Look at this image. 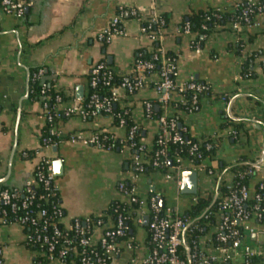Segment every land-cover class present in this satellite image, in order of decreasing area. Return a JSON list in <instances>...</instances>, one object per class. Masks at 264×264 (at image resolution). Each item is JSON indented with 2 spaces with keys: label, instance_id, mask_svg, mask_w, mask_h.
I'll return each instance as SVG.
<instances>
[{
  "label": "crops",
  "instance_id": "crops-1",
  "mask_svg": "<svg viewBox=\"0 0 264 264\" xmlns=\"http://www.w3.org/2000/svg\"><path fill=\"white\" fill-rule=\"evenodd\" d=\"M212 10L234 13L237 9L234 0H28L25 16L19 19L3 12L0 5V185L22 187L42 156H49L67 225L77 217L105 214L112 201H123L118 191L120 181L135 188L145 200L152 194L159 195L162 206L183 212L193 205L196 194L213 193L214 199V182L205 171L192 167L183 171L178 187L160 172L137 173L132 159L135 152L121 145L105 150L63 140L41 147L42 107L29 97L33 71L43 68L54 90L65 95V102L70 104L90 95L89 72L93 66L104 62L115 75H127L139 50L155 54L161 49L176 55L177 83L193 78L210 85L213 96L203 99L196 111L181 112V118L190 137L220 138L214 154L218 158L216 167L231 169L243 156L264 165V17L256 16L259 27L239 31L232 28V20L216 26L204 38L201 52L196 53L190 43L194 35L181 33L179 26L190 14ZM117 16H121L125 35H114L108 42L99 40L98 33ZM164 16L168 20L162 38L152 41L142 32L143 22ZM247 60L254 76L241 73ZM220 94H227V99L221 100ZM157 97L150 86L122 98L132 119L142 128L141 141L148 145L154 142L159 125L156 118L145 116L144 103L155 104L158 111ZM62 117L56 122L62 139L79 130L106 129L118 140H125L126 129L115 126L102 113L88 119ZM224 123L240 125L238 139L225 137ZM28 151L34 153L33 157L23 156ZM186 171L197 173L194 194L182 190V174ZM144 211L149 222L148 209ZM135 225L132 249L123 246L112 264H131L133 258L149 255L148 225ZM25 234L17 223L0 225L4 264H40L35 262L38 249L27 246Z\"/></svg>",
  "mask_w": 264,
  "mask_h": 264
},
{
  "label": "built area",
  "instance_id": "built-area-1",
  "mask_svg": "<svg viewBox=\"0 0 264 264\" xmlns=\"http://www.w3.org/2000/svg\"><path fill=\"white\" fill-rule=\"evenodd\" d=\"M234 0L235 9H240L239 15L233 17L232 28L239 31L244 27H259L257 15L264 17V0ZM260 3L257 7L255 5ZM1 10L16 18L22 19L28 0H1ZM133 15L137 13L132 11ZM160 25L163 20L153 18ZM121 16L115 17L109 26L98 33L99 40L108 42L114 35H125L121 25ZM162 29L152 30L142 26V32L152 41L161 40ZM186 34L192 36L189 26L185 28ZM191 47L196 53L201 52V46L191 41ZM161 60L160 71L154 73L155 64L152 61L134 59L129 74L121 76V82L115 86L111 79L116 74L104 62L90 69V85L92 93L85 107L83 100L76 99L66 103L62 94L56 92L52 97L48 93L50 86L43 68L33 73V79L39 81L41 86L40 96L37 101L42 107L41 116L44 126H48L49 136L41 140V147H51L63 140L100 149H113L105 141L117 138L108 130L101 129L93 132L75 131L68 138L62 139L56 127V120L62 116L78 115L83 119L95 117L102 113L113 120V124L126 129L125 139L128 144H122L133 150V166L137 173H141L147 166L157 169L166 179L181 185V173L185 170H202L214 182L213 191L217 197L212 206L203 212V227L197 226L198 236L193 240V247L187 243L188 230L194 224L187 218L183 211L171 206L163 208L160 205L159 195H153L145 200L140 197L135 188L127 185L125 181L118 183V191L127 205H136V214L133 217L135 224L141 225L144 221L145 209H148V232L151 248L146 257L133 258L131 264H226L241 259L242 264H264V165H257L256 161H247L246 167L237 172L232 168H219L215 166L218 158L215 155L202 153L199 147L205 143V150L213 147L209 138L191 143L176 129L177 122L174 118L175 111L170 107V102L175 99L185 102L180 92L194 90L198 93L213 91L207 83H197L193 78L184 83H177V70L175 61L167 56L163 50L154 54V59ZM264 69V63H263ZM134 73L131 78L130 74ZM157 76L154 79V76ZM174 77V78H172ZM102 81L107 91V96H101L98 91L99 82ZM152 86L157 93V102L163 108V113L157 117L158 133L157 149L154 143L145 144L136 140L140 134V126L135 123L127 128L126 116L130 111L123 105L122 98ZM227 94H220V99L225 101ZM53 99V104L49 101ZM121 103V104H120ZM197 103L196 96L193 104ZM120 104V111L114 113V107ZM145 116L155 118L151 102L144 103ZM193 112L190 110L188 113ZM184 132L187 129L184 127ZM225 137H235V131L229 127L224 130ZM214 143H218L217 138ZM123 140H120L123 143ZM183 146L190 144L187 158L176 156L175 163L169 153V145ZM40 155L41 153H35ZM28 157V153H23ZM195 159L198 163H195ZM42 192L38 193L37 188ZM213 195V193H211ZM206 193L196 194L193 204L198 201V196H208ZM55 199L54 205L49 209L44 202ZM215 208L213 211L211 208ZM115 217L105 213L96 216L77 217L72 223L65 224V212L62 206L60 187L56 181L53 161L49 156H42L37 163L33 176L20 188L0 187V225L17 223L26 230L25 242L36 246L38 255L51 262L66 264L69 256L78 259V264H112L122 247L132 249L131 240L120 242L129 230L128 220L131 211L127 213L114 210ZM100 231V234H97ZM185 245L190 248V255L186 259L181 256V248ZM186 252V251H185ZM0 264H4L2 249L0 248Z\"/></svg>",
  "mask_w": 264,
  "mask_h": 264
},
{
  "label": "trees",
  "instance_id": "trees-1",
  "mask_svg": "<svg viewBox=\"0 0 264 264\" xmlns=\"http://www.w3.org/2000/svg\"><path fill=\"white\" fill-rule=\"evenodd\" d=\"M244 5H246L247 1L243 0ZM258 5H260V3H257L255 5V7H257ZM241 12V8L237 9L236 12L234 13H224L222 11H218V10H212V11H200L197 13H193L188 15L187 17L184 18V20L182 21V23L179 26V30L181 33L185 32V28L188 25L189 26V31L192 35L191 37V41H194L195 43H198L200 46L203 45V40L204 38H206L211 31L218 25H224L229 21H233V17L236 15H239ZM158 19L163 20L164 24L160 25L158 21L154 20L153 22H143V26L148 27L150 25L152 30H158L159 28H165L167 26V17H158ZM158 41V40H157ZM190 41V43H191ZM158 43V42H155ZM167 56L171 57L174 61L176 60V55L171 54V53H167ZM135 59H139L140 61H152L155 64V69H154V73H158L160 71V66H161V60L159 59H154V54L152 53H147L144 50H139L136 53ZM36 71V70H35ZM34 73V71H33ZM242 75L244 77H251L254 76V73L250 70L249 67V63L248 60L246 62L243 63V69H242ZM130 77L133 78L134 77V73L130 74ZM121 76L119 75H114L113 78L111 79V84L117 86L120 82H121ZM174 78V77H172ZM90 79V76H89ZM195 82L197 83H201L197 80H195ZM49 87H48V93L54 97L56 95V91L54 90V87L52 85L51 82H49ZM40 90H41V86L39 85V81L33 79V77L31 78L30 81V99L32 101H37L39 99L40 96ZM92 88L90 86V95L92 93ZM98 91L100 93L101 96H107L109 93L107 91V89L102 86V81L99 82V86H98ZM90 95L83 99V104L87 105L88 100L90 98ZM180 96H182V98L185 100V102L182 101H177L175 99H173L170 102V107L172 109H174L175 111V120L177 122V127L176 129L183 135V137L187 140H189L191 143H195L198 140L190 137L188 135L187 132H184V126L182 125V118H181V112H189L190 110L196 111L200 104L201 101L205 98H208L212 95V93L210 91L208 92H203V93H198L194 90H186L183 92L179 93ZM63 98L66 99V96L63 95ZM196 96L197 98V103L194 105L193 104V98ZM53 99H51L49 101L50 104H53ZM158 104V102H157ZM153 110H154V117L157 118L159 117L162 113H163V108L161 105H159V110L156 111L155 110V104H153ZM114 109V113L120 111L119 106L117 105L116 107L113 108ZM130 111V109H129ZM63 118V117H61ZM59 118V119H61ZM90 118V116L88 117ZM57 119L56 122L59 120ZM126 121H127V128H129L130 126L134 125L135 122L131 117V113H129V115L126 116ZM55 122V123H56ZM179 124H181V126H179ZM231 126V128L235 131V137L231 136V138H234V140L239 138V134H240V125L238 124H231V123H224L222 124V128L226 129L229 128ZM141 131L140 134L136 136V140H140L142 138V128L140 127ZM49 136V131H48V126H44L42 131H41V140L43 138H46ZM220 138H217V141H219ZM210 142H213V147L211 150L206 151L205 150V143H202L199 147V150H201L202 153H208V155H214L218 149V144L219 142L216 144L214 143V139L209 138ZM105 143L110 146L111 148H116L117 146H120L122 144H128L129 143V139H125L123 141V143L120 142V140L116 139H107L105 141ZM154 149H157V138H154ZM189 149H190V144H185L183 146H180L178 144H170L169 145V153L171 155V158L173 160V163H175V158L176 156H181L184 158L190 157L189 156ZM33 154L31 151H28V157L27 158H31L33 157ZM245 162H247V158L246 157H241L232 167V170L237 172L239 170H243L246 165L244 164ZM195 163H198V160L195 159ZM145 172H158V171H165V169H157V168H152L150 166H147L144 170ZM128 185V184H127ZM130 186V185H128ZM1 188H7L8 186L5 185H0ZM38 193L42 192V188L39 187L36 189ZM154 194H152L151 196H153ZM213 195L209 194L208 196H198V201L193 204L188 210H186L184 212L185 216L187 218H189L191 221H194V224L191 226V228L188 230V234H187V243L193 247V240H195L198 236V230H197V226H202L204 225L205 219L204 218H200L201 215L203 214V212L209 207L211 201H212ZM55 203V199H51L48 202H44V206L47 208H51ZM165 207V205L163 206V208ZM118 209L119 211L125 212L127 213L128 210L131 211L130 216L128 218V220L126 221V224H128L129 226V230L127 231V234L118 239L120 242L122 241H127V240H132L135 236L134 233H136L137 231V226L134 224L133 222V217L136 214V209L137 206L136 205H127L125 202H121V201H112L107 210L106 213L111 215V217H115V213L114 210ZM215 208H211V210L213 211ZM148 229V228H147ZM133 243V241H131ZM147 243H148V247L151 248V243H150V235L148 232V237H147ZM28 247L31 248H37L36 246L27 244ZM181 251V256L182 258L186 259V252L184 248L180 249ZM35 262H39L40 264H49L46 260L45 257L43 256H38L37 259H35ZM72 262H76L78 264V259L74 256H69L67 258L66 264H71Z\"/></svg>",
  "mask_w": 264,
  "mask_h": 264
},
{
  "label": "water",
  "instance_id": "water-1",
  "mask_svg": "<svg viewBox=\"0 0 264 264\" xmlns=\"http://www.w3.org/2000/svg\"><path fill=\"white\" fill-rule=\"evenodd\" d=\"M20 117H21V110H19L18 112V120H17V125H16V130H18V125H19V121H20ZM179 126H181V124H179ZM17 146V140L15 141V146H14V150L15 151V148ZM60 163H57V165H59ZM56 165V163H55ZM182 190L186 193H196L197 191V173L195 171H186L182 174ZM216 197H217V192L215 194V197L211 203L210 206H212L216 200ZM160 205H162V201H160ZM143 224L145 226L148 225V217H144V221H143ZM185 248L187 250V255L189 256L190 255V248L185 245Z\"/></svg>",
  "mask_w": 264,
  "mask_h": 264
}]
</instances>
